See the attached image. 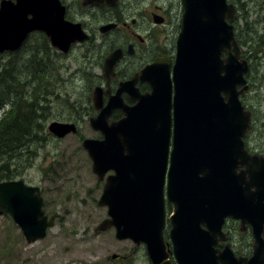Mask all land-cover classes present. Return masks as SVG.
Instances as JSON below:
<instances>
[{
    "label": "water",
    "instance_id": "obj_1",
    "mask_svg": "<svg viewBox=\"0 0 264 264\" xmlns=\"http://www.w3.org/2000/svg\"><path fill=\"white\" fill-rule=\"evenodd\" d=\"M181 5L174 61L159 56L136 76L149 82V93L133 90L134 96L127 88L135 100L128 107L120 84L101 107L100 88L92 91L101 111L89 123L102 138H84L81 146L99 181L113 171L98 200L108 217L95 231L113 227L117 239L144 244L149 264H173L163 235L165 193L173 206L168 223L176 264H264V156L247 152L241 139L251 113L239 97L248 87L249 66L231 23L236 9L226 0H181ZM34 30L63 53L88 38L79 24L64 19L59 0H0V53L19 49ZM119 56L117 49L104 57L106 75ZM115 107L124 116L108 123ZM47 129L58 138L76 132L71 122L51 121ZM0 206L28 243L43 238L53 224L54 216L47 219L41 209L38 187L22 179L0 182ZM227 216L251 226L249 258L233 256L227 246L214 248L217 237L224 238Z\"/></svg>",
    "mask_w": 264,
    "mask_h": 264
},
{
    "label": "rangeland",
    "instance_id": "obj_2",
    "mask_svg": "<svg viewBox=\"0 0 264 264\" xmlns=\"http://www.w3.org/2000/svg\"><path fill=\"white\" fill-rule=\"evenodd\" d=\"M228 1L235 4L239 15L248 16L258 30L257 35L264 33V0H242L244 3L241 1L240 6L234 0ZM126 8L129 12L128 19L135 18L141 24L147 22L153 9L147 2L142 5L134 2ZM165 10L168 12L169 22L162 27V42L163 38L168 41L176 39L182 14L181 4L176 1L166 6ZM244 28L246 25L241 21L237 33L241 32L243 38L248 34L249 36L244 43L243 39L238 38V43L242 57L249 64V72L246 75L248 90L240 95V99L246 106L255 103L254 107L259 108L264 121V44L260 43L256 52V44L250 49L252 43L249 38L254 40L256 35ZM125 32L124 29H117L106 38L123 35ZM35 34L39 33L31 34L28 47L35 52L37 47V53L42 54L40 50L44 46L43 39ZM101 41L102 39L99 43L103 44ZM46 42L45 45L48 44ZM84 46L94 49L96 55H101V59L107 49L104 44L94 45L91 42ZM49 49L48 52L51 53L53 49L50 46ZM70 52L65 55L54 52L58 62L52 64V71L47 69L50 74L55 72V87L43 97L46 100L44 109L41 106L37 111L38 114L47 116L43 122L46 137L41 142L33 140V149L30 151L1 163L3 173L11 174L12 178L9 179L22 178L27 184L39 186L44 201L43 210L48 218L54 216L53 224L47 229L44 238L28 243L10 214L0 209V264H149L144 244L135 245L129 239H116L113 228L95 231V227L107 216V207L97 204L104 178L103 181H98L92 172L91 161L81 147V141L100 135L89 125L88 119L95 111L90 105V97L87 98L89 93L86 95L87 88L93 86V83L89 84L88 75L89 70L92 72L93 62L87 57L97 60V56L93 51L85 53L82 48ZM6 53L0 54V65L8 58ZM33 54L35 56L34 52ZM20 55L23 59L21 62L25 63L26 51ZM45 59L53 61V55L45 54ZM24 68L27 70L29 64ZM17 76L25 78L24 74ZM50 78L51 76L48 79ZM254 107L251 105L248 108L252 110ZM54 120L73 122L78 130L75 134L68 133L58 138L47 129ZM255 121L257 123L252 133L254 140L251 137V143L264 150V124L259 125L258 118ZM42 133L45 134L44 131ZM113 254L118 257L114 258Z\"/></svg>",
    "mask_w": 264,
    "mask_h": 264
},
{
    "label": "flooded vegetation",
    "instance_id": "obj_3",
    "mask_svg": "<svg viewBox=\"0 0 264 264\" xmlns=\"http://www.w3.org/2000/svg\"><path fill=\"white\" fill-rule=\"evenodd\" d=\"M59 1L64 7V19L68 22L79 24L88 38L82 42L71 44L67 53H61L52 47L55 52L65 55L70 54V51L74 49L82 48L87 54L91 51L95 53L94 49L84 46L90 42L94 45L98 43V45L104 44L107 46L105 55L102 59L100 57L101 55H96V53L97 60H95V58L87 57L93 62V64H91L92 72L90 70L88 72V75L90 76L89 84L93 83V86L87 88L86 94L88 95L89 93L87 98L90 97V105L92 110L95 111L92 115L93 117H96L101 111V109H97L93 105L92 91L94 87L100 88L102 99L101 107H104L107 105L110 98L115 97L119 85L122 84L126 87V90L120 93L121 101L128 107L133 106L135 100L129 95L128 89H131L132 91L137 90L140 94L149 93L151 90V86L146 79L136 77L138 72H140L146 65L151 64L155 58L159 56H166L170 59L171 63L173 62L175 55V39L168 41L163 38L162 42L160 37L163 35L162 27L169 22L168 12H166L165 7L172 5L174 1H176L177 4H181V0H116V2L113 0ZM134 2L139 5L147 2L149 6L153 7L152 11H150L151 15L147 18L146 23H138V20L135 18L128 19L127 15H129V12L126 6H131ZM158 19L161 20V22H156ZM93 22H95V24H93ZM117 29H124L126 32L123 33V35L119 34L118 36L106 38V36L114 33ZM43 35L49 43L46 35L44 33ZM101 39L103 44L99 43ZM118 40H120V42ZM117 49L120 50V56L114 66L113 72L106 75L102 69L104 57ZM96 52L99 53L97 50ZM132 80L133 84L130 83ZM131 93L134 94V91ZM122 117V109L120 107H115L110 111L107 121L108 123L111 121H117ZM250 131L242 138L245 148L249 153L264 155V150L258 148L257 144L251 143L253 135ZM97 132L100 135L96 138H102L101 133L99 131ZM240 169L241 167H238L237 172H239ZM112 173L113 171L107 172L105 176ZM101 181H103V179ZM164 210L165 226L163 229V235L164 240L167 243L166 250L170 253L169 259L171 262L176 264L169 238L168 223V217L172 213L173 206L172 203L168 201L167 197H165V193ZM221 230L224 238L221 240L219 236L217 237V243L214 246L215 249L221 251L227 246L235 257L249 258L251 256L253 250V235L249 224H242L240 219L228 216L224 218ZM262 236L264 238V232Z\"/></svg>",
    "mask_w": 264,
    "mask_h": 264
},
{
    "label": "trees",
    "instance_id": "obj_4",
    "mask_svg": "<svg viewBox=\"0 0 264 264\" xmlns=\"http://www.w3.org/2000/svg\"><path fill=\"white\" fill-rule=\"evenodd\" d=\"M234 1L238 6L241 5L242 0ZM244 1H242V3H244ZM252 2H256V0H252ZM241 21L246 25V28H244L245 30L250 29L252 31L251 33L256 35L254 36V40L249 38V42L252 43L249 48L251 49L252 46L256 44L257 46L254 48V52H256L260 47L259 44H264V33L257 35L256 32H258V30L252 25L248 16L246 14L243 16L237 13L234 20L237 40L238 38L243 39L244 43L249 36L248 34L243 38L241 32L237 33ZM36 36H38L39 39H43L44 46H42V50H40L42 54L37 53L39 51L37 47H35L37 52L28 47V41L32 37L30 34L18 50L6 53L8 58L0 65V180L12 178L9 172L6 174L3 173L4 168L1 163L7 162L18 154L30 151L33 149L31 148L33 140L41 142L46 137V128L43 122L46 120L47 116L43 113L38 114L37 111L41 106H43L44 109L46 100L43 97L46 96L48 92L50 93L55 87L53 86L55 72L50 74L47 69L52 71L54 69L52 64H56L58 61L54 57L55 51L52 50L51 53L48 52L50 49L49 44L45 45L47 41L45 37L42 34H37ZM25 51L27 56L25 57V63H22L21 61L23 59L20 54ZM45 54H52L53 61L45 59ZM26 64H29L27 70L24 68ZM13 72H15V74ZM18 74H24L25 78H28L18 77ZM50 76L51 78L49 80L48 78ZM7 81L9 82L6 83ZM251 105L254 107L255 103ZM251 105L247 106L250 107ZM257 108L258 107H254V109H252V126L256 125L257 122L255 120L257 118L260 122L259 125L264 124L262 113L259 108ZM43 131L45 134L42 133ZM22 149L23 151H21Z\"/></svg>",
    "mask_w": 264,
    "mask_h": 264
},
{
    "label": "bare ground",
    "instance_id": "obj_5",
    "mask_svg": "<svg viewBox=\"0 0 264 264\" xmlns=\"http://www.w3.org/2000/svg\"><path fill=\"white\" fill-rule=\"evenodd\" d=\"M256 23V22H255ZM40 146V145H39Z\"/></svg>",
    "mask_w": 264,
    "mask_h": 264
}]
</instances>
